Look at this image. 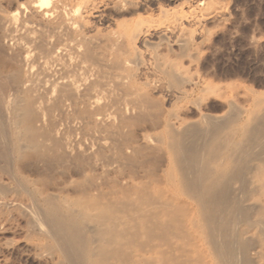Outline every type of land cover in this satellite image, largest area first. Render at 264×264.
I'll use <instances>...</instances> for the list:
<instances>
[{
    "label": "bare ground",
    "instance_id": "obj_1",
    "mask_svg": "<svg viewBox=\"0 0 264 264\" xmlns=\"http://www.w3.org/2000/svg\"><path fill=\"white\" fill-rule=\"evenodd\" d=\"M223 2L0 0V264H264V99L182 104Z\"/></svg>",
    "mask_w": 264,
    "mask_h": 264
},
{
    "label": "rangeland",
    "instance_id": "obj_2",
    "mask_svg": "<svg viewBox=\"0 0 264 264\" xmlns=\"http://www.w3.org/2000/svg\"><path fill=\"white\" fill-rule=\"evenodd\" d=\"M223 10L205 25L207 37L190 68L200 82L192 91L187 88L192 93L182 101L189 105L201 97L204 112L212 115L228 110L227 99L240 108L251 107L256 95L264 99V0H224ZM203 79L218 86V91L203 90ZM256 162L247 159L242 169H254Z\"/></svg>",
    "mask_w": 264,
    "mask_h": 264
}]
</instances>
